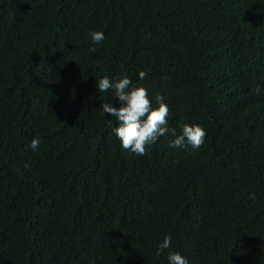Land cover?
I'll return each instance as SVG.
<instances>
[{"label": "trees", "instance_id": "trees-1", "mask_svg": "<svg viewBox=\"0 0 264 264\" xmlns=\"http://www.w3.org/2000/svg\"><path fill=\"white\" fill-rule=\"evenodd\" d=\"M118 75L163 97L170 130L205 129L203 145L169 133L122 149L101 108L118 98L97 88ZM170 251L264 264V0H0V264Z\"/></svg>", "mask_w": 264, "mask_h": 264}, {"label": "clouds", "instance_id": "clouds-1", "mask_svg": "<svg viewBox=\"0 0 264 264\" xmlns=\"http://www.w3.org/2000/svg\"><path fill=\"white\" fill-rule=\"evenodd\" d=\"M93 44L100 43L104 39L102 31H91L89 33ZM95 51V48L92 49ZM146 72H139V79L146 78ZM99 92L112 90L113 97L118 98L119 107L113 103H103L102 111L116 118L118 126L113 129L115 135L121 142L124 150L137 155H145L147 148L157 142L161 136L171 133L173 137L169 141V147L184 148L190 146L192 149L200 148L206 137V130L198 124L183 123L181 131L168 127L169 107L163 102L159 94L155 96V107L148 95V90L142 85L134 84L127 76H116L110 79L104 76L97 81ZM259 95L260 89H253ZM36 150L40 146L39 138H33L29 145ZM250 199H255V194H250ZM171 248V237L166 235L158 245V254L165 249ZM168 264H188V260L177 251H170L167 255Z\"/></svg>", "mask_w": 264, "mask_h": 264}]
</instances>
